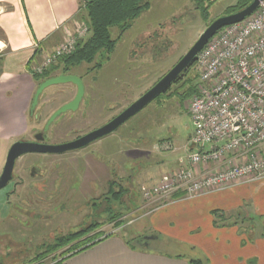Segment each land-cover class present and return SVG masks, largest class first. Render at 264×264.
<instances>
[{
  "label": "rangeland",
  "instance_id": "1",
  "mask_svg": "<svg viewBox=\"0 0 264 264\" xmlns=\"http://www.w3.org/2000/svg\"><path fill=\"white\" fill-rule=\"evenodd\" d=\"M146 1L149 8L130 23L121 37L117 38L116 28L111 30L112 36L117 38L116 44L108 59H96L95 63L101 67L89 70L92 66L80 65L65 72L82 80L85 93L76 111L60 114L51 123L45 144L73 141L117 116L167 73L208 24L225 14L237 0H210L207 23L195 9L196 0ZM83 16L82 10L75 28L82 27L84 23L80 19ZM58 72L61 68L56 70ZM174 87L171 86L167 93L170 94ZM75 93L71 84L48 87L29 118L27 134L8 141L0 138V168L10 146L19 139H30L34 132L40 131L53 111L72 100ZM166 95L153 101L113 134L85 148L58 155H27L16 162L21 182L11 193L8 191L12 185L0 190V264H28L54 239L90 223L107 221L109 216L105 209L108 205L113 214L123 215L120 218L123 226L118 229L114 222H106L97 233L117 229V233L127 237L137 234L149 237L143 228L145 220H138L147 212L138 209L144 203L138 187L155 182L149 184L138 178L140 167L147 164L137 165L135 161H154L148 148L152 143L159 149L161 143L168 141L171 144L169 151H156L169 163L176 164L180 159L186 161L187 156L196 151L190 144L193 128L187 113L189 100L182 103L180 99L166 98ZM141 146L148 148L145 153ZM32 163L40 167L41 174L30 178L28 170L21 172L20 169ZM112 179L129 189L121 203H111L112 200L108 203L104 196L107 181ZM163 239L161 237L159 243L150 242L148 249L173 255L194 254L195 258H200L197 253L167 244ZM64 250L59 251L63 253Z\"/></svg>",
  "mask_w": 264,
  "mask_h": 264
},
{
  "label": "crops",
  "instance_id": "2",
  "mask_svg": "<svg viewBox=\"0 0 264 264\" xmlns=\"http://www.w3.org/2000/svg\"><path fill=\"white\" fill-rule=\"evenodd\" d=\"M80 3L0 0L1 139L27 134L28 112L37 89L31 71L75 29L82 16ZM155 146L148 147L154 161H135L147 164L140 167L138 178L149 184L179 169L178 162H165ZM141 148L144 153L148 149ZM138 209L147 211L138 220H145L143 228L149 236H159L158 242L163 237L167 244L184 247L200 258L149 250L148 246L133 248L114 229L86 249L66 256L61 264H190V259L202 264H264V179L195 198L178 192L149 206L143 203ZM214 211L228 217L229 224L215 226Z\"/></svg>",
  "mask_w": 264,
  "mask_h": 264
},
{
  "label": "built area",
  "instance_id": "3",
  "mask_svg": "<svg viewBox=\"0 0 264 264\" xmlns=\"http://www.w3.org/2000/svg\"><path fill=\"white\" fill-rule=\"evenodd\" d=\"M89 1L81 0L79 10ZM87 32L85 24L76 27L32 72L40 74L72 54ZM194 66L198 83L187 113L196 151L180 159L175 172L139 187L147 206L178 192L195 198L264 179V0L250 17L219 30ZM159 147L172 149L168 141ZM65 257L58 251L34 264H61Z\"/></svg>",
  "mask_w": 264,
  "mask_h": 264
},
{
  "label": "trees",
  "instance_id": "4",
  "mask_svg": "<svg viewBox=\"0 0 264 264\" xmlns=\"http://www.w3.org/2000/svg\"><path fill=\"white\" fill-rule=\"evenodd\" d=\"M250 2L251 0H237L233 6L228 8L225 14L237 12ZM211 5L212 3L210 0H196L195 2V9L199 10L204 23L209 21V8ZM148 8L149 4L146 0H90L87 2L84 6V16L82 17V23L88 28L86 37L78 41L72 54L60 58L57 63L49 69L44 70L40 74L31 71L36 85L38 86L43 81L58 75H66L65 72L72 67H78L80 65L92 66L89 70L101 67L99 63H95L96 59L98 57L108 59V56L114 50L116 39L121 37L130 27V23L133 22L143 10H147ZM113 28L118 30L117 38H114L111 34ZM194 65L195 61L175 80L172 85L175 86L174 90L170 94L167 92L171 90V87L155 101H159L165 94H167L166 98L174 97L180 99L182 103L189 100L195 93L198 83V74L194 69ZM59 68H61V72L56 73V70ZM118 182L112 179L107 184L104 196L108 198V203H110V200H112L111 203L116 201L120 202L121 198L129 192L127 187L120 185ZM105 211L109 216L107 221L90 223L88 226L76 232L54 239L53 243L46 245L41 252L30 259L28 264H34L62 249H65L62 254L66 256L86 249L88 246L99 241L103 236V233H97L96 231L101 226H104L106 222L107 224H113L114 222L113 225L120 229L123 226L120 220L123 215H121V213L113 214L109 205L106 207ZM212 216L215 226H226L230 222V219L228 217L226 218L222 212L214 211L212 212ZM231 224L235 223L233 222ZM151 237H153V239L147 240L146 237L140 234L130 237L123 235V239L127 245L139 249L147 248L152 241L158 242L159 236L152 235ZM167 243H169V241ZM190 264H202V262L198 259H190Z\"/></svg>",
  "mask_w": 264,
  "mask_h": 264
},
{
  "label": "water",
  "instance_id": "5",
  "mask_svg": "<svg viewBox=\"0 0 264 264\" xmlns=\"http://www.w3.org/2000/svg\"><path fill=\"white\" fill-rule=\"evenodd\" d=\"M263 0H251V2L243 9L230 13L223 14L212 20L204 31L199 35L197 40L188 49V51L180 58V60L165 73L152 87H150L139 98L133 101L125 109H123L117 116L102 125L101 127L92 130L91 132L81 136L73 141L59 144L48 145L41 143L43 140L42 134L35 136L34 142H14L8 149L4 167L0 175V190L5 188L12 180V172L14 164L17 159L25 154H64L67 152H74L85 148L95 141L113 134L119 127H121L129 119L133 118L140 111L146 108L149 104L155 101L160 95L167 91L196 60L197 55L208 43V41L222 28L230 26L250 17L258 8L259 3ZM71 84L76 87V93L71 101L61 105L47 120L43 132H45L51 123L60 115L67 111H76L84 96V87L81 79L75 75H58L56 77L47 79L40 83L35 90L32 102L29 108V115L33 114L34 109L38 105L40 95L50 86ZM147 240L153 237H146Z\"/></svg>",
  "mask_w": 264,
  "mask_h": 264
},
{
  "label": "flooded vegetation",
  "instance_id": "6",
  "mask_svg": "<svg viewBox=\"0 0 264 264\" xmlns=\"http://www.w3.org/2000/svg\"><path fill=\"white\" fill-rule=\"evenodd\" d=\"M82 81V80H81ZM83 83V82H82ZM74 86V85H73ZM85 85H84V83H83V87H84ZM75 87V86H74ZM75 89H76V87H75ZM85 93V92H84ZM62 94V93H61ZM69 101H71V100H69ZM69 101H67L66 103H68ZM65 104V103H64ZM57 110V109H56ZM55 111V110H54ZM54 111H53V113H54ZM52 115V114H51ZM50 115V116H51ZM34 118L36 119V117H35V115H34ZM37 120V119H36ZM48 120V119H47ZM47 120L45 121V123H44V125H43V127L41 128V130L40 131H38V132H34L33 134H32V137L30 138V139H28V138H22V139H19V140H17V141H22V142H34L35 141V136L37 135V134H42V137H43V140L41 141V143H46L45 142V139H46V133H47V131H48V129L45 131V132H43V129H44V127H45V124H46V122H47ZM49 128V127H48ZM79 138V137H78ZM77 139V138H76ZM27 155H33V154H25V155H23V156H21L19 159H17L16 160V162L18 161H20L22 158H24V157H26ZM6 159V158H5ZM16 162H15V164H14V168H13V172H12V180H11V182H9V184L6 186V187H8V186H11L12 185V187H11V189H10V191H8V192H13L15 189H14V187H15V185L16 184H19L20 182H21V178H20V176H18L17 175V170L19 171V168H18V166H17V164H16ZM17 162V163H18ZM4 163H5V160H4V162H3V165H2V167L0 168V175H1V173H2V170H3V167H4ZM25 169L26 170H28V177H35L36 175H38V174H41V170H40V167L38 166V165H35L34 163H32V164H30L29 166H22L21 167V172H24L25 171ZM20 178V179H19ZM5 187V188H6ZM5 188H3L2 190H4Z\"/></svg>",
  "mask_w": 264,
  "mask_h": 264
}]
</instances>
